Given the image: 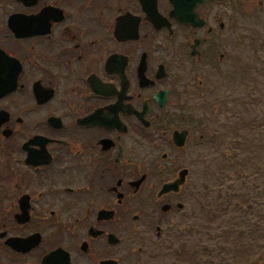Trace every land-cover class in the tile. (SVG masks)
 <instances>
[{"label":"flooded vegetation","instance_id":"flooded-vegetation-1","mask_svg":"<svg viewBox=\"0 0 264 264\" xmlns=\"http://www.w3.org/2000/svg\"><path fill=\"white\" fill-rule=\"evenodd\" d=\"M256 10L0 0V264H199L173 256L201 222L200 108L232 86Z\"/></svg>","mask_w":264,"mask_h":264},{"label":"rangeland","instance_id":"rangeland-1","mask_svg":"<svg viewBox=\"0 0 264 264\" xmlns=\"http://www.w3.org/2000/svg\"><path fill=\"white\" fill-rule=\"evenodd\" d=\"M248 51L244 52L243 58L239 61L238 67L235 69L233 75L232 86L225 91V101L228 100V105H224L222 113L220 114L221 121L226 122L229 130L233 131L231 138L236 141L238 133L242 132V129H248L247 134L243 136L241 141H244L248 147V141L246 139H262L258 143L261 146L255 145V149L262 150L264 152V14L263 12H257L255 15L248 19ZM244 36V35H243ZM245 37V36H244ZM246 41L245 39L243 42ZM243 43H240V46ZM243 52L241 53V55ZM237 56V54H236ZM228 97V99H226ZM221 109V106H220ZM227 113V114H226ZM209 126V122H208ZM220 135H217L219 139ZM230 138V139H231ZM226 139V138H224ZM223 139V140H224ZM228 142V140H225ZM205 143V142H204ZM222 141L219 139L208 144L207 141L204 144L202 152L201 165L193 168V182L198 179L199 186L201 187V193L199 198L201 203L198 205L194 202L190 210L193 212L200 211L201 222L197 224L196 233L187 234L186 245L184 250L177 252L175 259H197L199 264H228L229 257H227V249H221L225 246L226 239L222 238L225 232L226 222L217 218L216 223L212 224L211 218H214L216 212H210L205 206L209 205V202L203 198L202 194L204 188L210 183V179H213L212 173L219 174V168H224L220 163L222 162L221 155L227 156L222 150ZM240 145L232 144L234 149ZM233 151V150H232ZM220 160V162H219ZM192 160H187L191 162ZM223 163V162H222ZM256 165V164H255ZM264 175V171H262ZM230 177L233 175L230 173ZM232 181H229L231 183ZM264 183V176L259 180V184ZM214 190H216L214 188ZM239 195V194H238ZM240 196V195H239ZM236 198V197H235ZM215 215V216H212ZM234 216H223L222 218L229 221ZM240 217V216H239ZM242 220V219H240ZM195 223L193 222V231ZM201 226V229H199ZM218 233V234H217ZM239 237V236H237ZM244 238L241 239L243 241ZM200 244V245H199ZM172 258V255L168 256ZM251 256H248V263ZM227 259V260H226ZM254 259V258H253Z\"/></svg>","mask_w":264,"mask_h":264},{"label":"trees","instance_id":"trees-1","mask_svg":"<svg viewBox=\"0 0 264 264\" xmlns=\"http://www.w3.org/2000/svg\"><path fill=\"white\" fill-rule=\"evenodd\" d=\"M250 131V130H248ZM262 139L248 137V154L243 158H233L238 165H245L237 173V181L248 183V243L264 242V183L259 184V180L264 176V152L262 150H251L261 146L258 142ZM256 147H255V145ZM256 164V165H255ZM248 166V167H246ZM220 201L225 202V211L231 207L230 190L219 193ZM227 200V201H226ZM243 210V206H241ZM228 222V229L235 232L244 233L245 222H238V218H232Z\"/></svg>","mask_w":264,"mask_h":264},{"label":"water","instance_id":"water-1","mask_svg":"<svg viewBox=\"0 0 264 264\" xmlns=\"http://www.w3.org/2000/svg\"><path fill=\"white\" fill-rule=\"evenodd\" d=\"M185 176H186V171H184V172H182L180 174V179L179 180H176L174 183H171L169 185H166L165 186V190H167V191H169V190L173 191V190L177 189L178 186L183 183Z\"/></svg>","mask_w":264,"mask_h":264}]
</instances>
